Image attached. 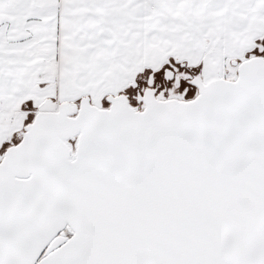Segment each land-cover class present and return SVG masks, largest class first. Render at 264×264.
<instances>
[{
    "label": "snow or ice",
    "instance_id": "snow-or-ice-1",
    "mask_svg": "<svg viewBox=\"0 0 264 264\" xmlns=\"http://www.w3.org/2000/svg\"><path fill=\"white\" fill-rule=\"evenodd\" d=\"M0 264H264V0H0Z\"/></svg>",
    "mask_w": 264,
    "mask_h": 264
}]
</instances>
